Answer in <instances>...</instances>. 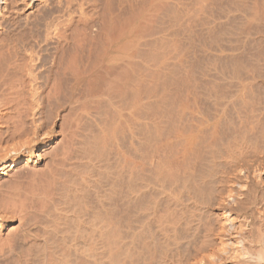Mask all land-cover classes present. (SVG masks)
<instances>
[{"label": "bare ground", "instance_id": "bare-ground-1", "mask_svg": "<svg viewBox=\"0 0 264 264\" xmlns=\"http://www.w3.org/2000/svg\"><path fill=\"white\" fill-rule=\"evenodd\" d=\"M0 264H264V0H0Z\"/></svg>", "mask_w": 264, "mask_h": 264}]
</instances>
